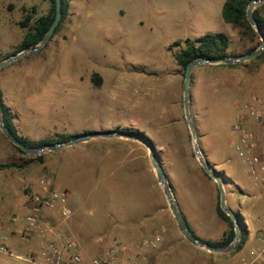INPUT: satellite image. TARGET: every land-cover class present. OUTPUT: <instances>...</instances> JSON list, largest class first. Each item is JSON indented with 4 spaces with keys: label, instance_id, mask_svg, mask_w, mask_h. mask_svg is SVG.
I'll return each mask as SVG.
<instances>
[{
    "label": "rangeland",
    "instance_id": "obj_1",
    "mask_svg": "<svg viewBox=\"0 0 264 264\" xmlns=\"http://www.w3.org/2000/svg\"><path fill=\"white\" fill-rule=\"evenodd\" d=\"M69 3L74 7L69 28L59 31L65 22L62 21L42 49L0 68L1 99L13 113L18 134L39 139L75 131L113 129L116 124L128 130L131 121L138 119L136 128L154 145L164 146L158 158L166 172L170 161L194 163L199 168L184 117L182 91L177 100L179 108L176 110L172 105L176 102L171 96L175 91L173 70L177 64L168 46L175 41L183 45L186 38L194 39L206 32H224L230 39L228 52L238 55L260 45L255 29L240 32L225 22L218 0H69ZM263 3L255 8L264 19ZM49 7V0H0V60L9 57L19 45L27 29L18 23L24 14L31 15L29 24H33ZM222 64H203L192 70L189 115L204 157L229 173L237 185L251 188L254 182L228 143V137L232 134L236 106L254 94L264 96V73L258 71L264 64V55L234 66ZM94 73L98 74L99 84L91 80ZM255 82L260 88L258 93L251 90ZM124 93L128 102L121 99ZM161 103L170 112V121H150V117L160 113ZM146 118L148 121H144ZM155 127L162 131L160 137H155L151 130ZM73 149L70 146L44 152L40 161L36 154L14 148L0 130V162L16 164L0 169L3 216L0 222L9 224L12 215L24 213L12 206L18 190L29 196L34 183L51 177L55 188L67 193L70 219L80 230L75 235L77 241L95 243L91 255H98L105 247L100 248L101 241L96 244L95 239L98 236L110 239L102 232L111 220L108 213L123 220L132 213H143L144 209L153 211L154 207L147 202L132 201L126 194L142 171L126 169L124 163L109 159L104 153L107 148L101 149L102 155L92 170L88 165L75 163L82 154ZM177 172L167 173V180L183 213L199 220L201 199L184 171L179 168ZM262 216L264 213H259L258 217ZM204 229L206 234L215 233L211 227ZM194 249L196 258L206 260L205 264H242L253 260L233 249L228 252ZM152 257L147 256L145 263L141 260L142 264H164L163 259ZM259 264H264V258Z\"/></svg>",
    "mask_w": 264,
    "mask_h": 264
},
{
    "label": "crops",
    "instance_id": "obj_2",
    "mask_svg": "<svg viewBox=\"0 0 264 264\" xmlns=\"http://www.w3.org/2000/svg\"><path fill=\"white\" fill-rule=\"evenodd\" d=\"M220 6V12L222 11V6L225 0H218ZM73 8L69 3L68 14L63 21L64 25L59 31L65 30L69 28L71 24V18L73 13ZM222 16V14H221ZM177 47V46H176ZM249 52H244L246 54ZM177 64V63H176ZM219 64V63H218ZM214 65V64H212ZM201 66V65H200ZM264 64L258 68V71L261 70L264 73V69L262 67ZM258 71L256 72V77L259 76ZM174 75L176 76V85L175 91L171 98L176 101L173 102L174 108H179L177 100L181 97V84L183 83V79L180 73V67L176 65L175 69L173 70ZM123 90H127L125 86H123ZM251 90L254 92H260L259 85L256 82L251 86ZM264 98V96H262ZM170 98V99H171ZM124 102H128L127 94H123L121 98ZM169 101V100H168ZM182 101H183V91H182ZM160 113L157 117H150V121L157 122V121H170L168 113L163 103H161ZM239 105V104H238ZM236 106V110L238 108ZM171 106V105H170ZM184 112V110H183ZM168 115V116H167ZM185 117V115H184ZM177 119V117H176ZM144 121H148L146 118ZM186 121V119H185ZM13 122L15 124L14 118ZM139 120L134 119L131 121L130 126L128 129H137ZM187 124V122H186ZM16 125V124H15ZM188 125V124H187ZM113 129H106V130H91V131H75L70 133H86V132H93V131H117L123 130L118 124L113 125ZM139 130V129H137ZM154 136L160 137L162 131L158 128L151 129ZM128 131V130H126ZM141 131V130H140ZM190 131V130H189ZM67 133V134H70ZM231 136L228 137V143L230 144V139L233 136V132L231 130ZM191 134V133H190ZM146 135V134H144ZM147 136V135H146ZM44 137V138H50ZM192 137V136H191ZM33 139V138H31ZM43 139V138H39ZM38 140V139H34ZM152 141V140H151ZM154 144V143H153ZM231 145V144H230ZM74 146V152H78L82 154L81 159H76L75 163L88 165L89 169L93 170V165L95 161L102 153L101 149L107 148L106 154L109 156V159H112L116 163H124V167L126 169H131L132 171H142L141 175L138 176L137 181H134L127 191L132 201L142 202V203H150L152 205L153 211H147L144 209L143 213H132L125 219L117 218L115 213H108V216L111 218L110 222L106 229L102 232L107 233L110 237L108 241L102 236H98L95 239L96 244L100 241V248L105 247L107 248L109 245L115 242H122L127 247L126 253H121L119 256V261H125V255H131L135 252L134 245L139 243L141 240L144 239H153L154 237H159L160 241L157 243V247L155 248H145L141 251L140 257L141 260L146 261L147 256H154L152 259H158L159 261L163 259L164 264H205L207 263L206 260H201L196 258L195 249L194 248H201L196 247L189 243L187 240L184 239L182 234L180 233L176 222L173 218L172 213L170 212L166 199L164 197L162 188L158 181L156 180L153 167L150 162V158L148 156V149L147 147L139 141L128 139L125 137L120 136H112V137H93L86 141H81L73 145L65 146L62 148ZM156 153H163L164 146L161 145H154ZM60 148V149H62ZM58 149V150H60ZM53 152V151H51ZM84 154V155H83ZM102 155V154H101ZM51 156V155H50ZM106 156V157H107ZM103 160H105V158ZM241 158V157H240ZM242 159V158H241ZM243 161V159H242ZM161 163V162H160ZM198 163V161H197ZM244 163V161H243ZM199 164V163H198ZM245 164V163H244ZM164 171L165 166L163 162L161 163ZM200 166V165H199ZM212 166L219 171L222 179H223V186L225 190V197L226 203L228 207H230L233 211H238L244 218L248 236L247 239L238 252H243L247 256L251 258L255 257V252L258 248L262 247L260 237L263 236L264 232V223L262 222V217H258L259 213H264V179H256L255 177L251 176L245 165L247 174L252 178L254 184L251 188H245L239 186L235 183L229 173L225 170L219 168V165L212 164ZM95 167V166H94ZM182 169L185 175L189 178V182H192V188L195 192H197V196L201 199V216L199 220L193 218L192 216H186L181 209V206L178 202V199L175 195V192L172 189L173 195L177 204L182 211V214L189 225L190 229L200 238L204 240H211L217 241L221 239L224 231L227 229V224L223 221L216 213V204L219 198V192L214 184V180L209 177H204V171L196 167L194 163H180V162H173L170 161L167 164V170L165 173H178L177 169ZM204 174V175H203ZM136 177V175H134ZM206 176V175H205ZM47 180L55 187V181L52 180L51 177H48ZM214 182H213V181ZM23 181V180H22ZM25 182V181H23ZM28 185V184H27ZM176 186V184H175ZM125 188V186H123ZM32 193L38 192L41 190L39 185V181L32 185ZM109 190V189H108ZM123 192H126L124 190ZM29 201V196L24 195L22 190H18V193L15 195L13 200L12 206L15 210L20 211L23 210L24 213L27 210V205ZM24 213H17L14 215L22 216ZM58 208L55 209H43L42 211V218L48 222L53 227V231L61 233L64 237L73 240L80 252L84 256L83 264H91V258L95 255H91L94 251L95 243H91L89 241L79 242L77 241L75 235L79 232V228L72 224L73 220L68 217L67 219H62L59 217ZM1 220L3 221V216L0 215ZM0 222V235L4 234L5 239L3 241L4 245L6 246L7 250L3 251L0 250V264H33L25 255L29 251H37V238L38 234L34 233L31 239L28 242H22L17 234V229L19 228V224H1ZM204 227H211L214 230V234H206V230ZM198 233L201 234L198 235ZM48 236L50 238L55 237V233H49ZM100 237V239H99ZM102 238V239H101ZM92 244V245H91ZM104 248V249H105ZM202 250V249H198ZM210 261V260H208ZM150 264V263H149Z\"/></svg>",
    "mask_w": 264,
    "mask_h": 264
},
{
    "label": "built area",
    "instance_id": "obj_3",
    "mask_svg": "<svg viewBox=\"0 0 264 264\" xmlns=\"http://www.w3.org/2000/svg\"><path fill=\"white\" fill-rule=\"evenodd\" d=\"M233 136L230 144L241 157L248 173L256 179H264V98L256 94L248 100L239 103L231 124ZM41 190L29 195L27 210L22 216L12 215L9 224H19L17 234L22 242H28L34 233L37 238V251H29L25 258L33 264H83L84 256L77 244L53 231L50 222L42 218L43 209L58 208L59 217L67 219L71 209L66 205L67 193L55 188L46 178L39 179ZM55 233L54 238L48 236ZM5 235H0V250L7 248L3 241ZM100 239V238H99ZM159 237L144 239L134 245L136 253L125 255V261L120 262L121 253H126L127 247L122 242H115L105 248L100 254L91 258V264H142L140 253L143 249L157 247ZM262 247L255 252L251 262L242 264H259L264 258V235L260 237Z\"/></svg>",
    "mask_w": 264,
    "mask_h": 264
},
{
    "label": "water",
    "instance_id": "obj_4",
    "mask_svg": "<svg viewBox=\"0 0 264 264\" xmlns=\"http://www.w3.org/2000/svg\"><path fill=\"white\" fill-rule=\"evenodd\" d=\"M264 0H251L247 4L245 15L248 23L250 26L255 29V31L258 33L260 37V45L255 48L253 51L246 53V54H238V55H229L226 57L222 58H210V57H196L192 59L186 67L184 68V73H183V83H182V91H183V110H184V115L186 122L188 124L191 136H192V141H193V150H194V155L202 168V170L211 178L215 181L218 192H219V206L220 208L231 218L233 222V230H234V237L231 240L230 243H228L225 246H215V245H210L208 243H205L201 241L195 234L192 233L190 230L189 225L187 224L182 211L180 210L177 201L175 200V197L173 195L172 189L170 187V184L167 180V175L160 163V160L158 158V154L156 153L155 146L151 139L140 133H131L126 130H117V131H93V132H86V133H81L78 134L70 139L67 140H58L56 142L52 143H46L42 146H28L25 145L23 142H21L9 129L6 127L3 123L2 120V111H1V104H0V130L6 137L8 141H10L14 146H16L18 149L25 153L29 154H36L40 155L44 152H50V151H56L62 147L69 146L76 144L81 141H86L90 138L93 137H112V136H120V137H125L128 139L136 140L144 144L147 149H148V156L150 158L151 165L153 167V171L156 177V180L160 184L163 194L165 196L168 208L170 212L173 215V218L176 222V225L184 237L185 240H187L189 243H191L194 246L205 248L208 251L211 252H228L236 246L237 242L240 239V223L235 215V212L228 207L226 203V197H225V190L223 186V179L219 173L218 170H216L211 163L204 157L202 154L201 150L198 147L196 138H195V132L193 128V124L189 115V87H190V79H191V73L192 70L198 66V65H203V64H218V63H223V64H232V63H237L241 62L244 60H248L251 58H254L258 54H260L264 50V31L263 29L259 26V24L254 20L253 17V10L257 4L260 2H263ZM55 3V12H54V17L46 30L45 34L42 36L40 41L28 48L22 49L19 52L10 55L9 57L0 60V68L3 66L15 61L16 59L32 53L36 52L40 49H42L47 41L50 39L56 25L58 24L62 11H61V0H54Z\"/></svg>",
    "mask_w": 264,
    "mask_h": 264
},
{
    "label": "trees",
    "instance_id": "obj_5",
    "mask_svg": "<svg viewBox=\"0 0 264 264\" xmlns=\"http://www.w3.org/2000/svg\"><path fill=\"white\" fill-rule=\"evenodd\" d=\"M249 1L251 0H225L222 6L221 14H222L223 20L229 23L233 28H238L240 32L243 30L254 32L252 27L248 23L246 19V15H245L246 7ZM49 2H50V7L47 13L34 19L33 24H29L31 15H29L28 13L24 14V18L20 20L18 23L21 26H26L27 29L25 33L23 34V37L19 45L17 46V48L12 50V52L9 53L7 56L15 54L22 49L31 47L40 41V39L45 34L46 30L48 29L54 17V12H55L54 0H49ZM68 9H69V0H61L62 15L51 37L53 36V34H55L60 24L67 16ZM253 17H254V20L259 24V26L264 31V19L257 13V7L253 10ZM229 42H230L229 36L224 32H206L194 39L186 38L183 41V45L180 41H175L168 46V49L172 51L177 65L182 70L181 75H183L184 68L186 67L188 62H190L192 59L196 57L202 56V57H210V58H222V57L232 55L228 52ZM175 46L178 47L177 50H173V47ZM254 49L255 48H252L250 52L253 51ZM263 55H264V50L260 54L255 56V58H259ZM222 65L234 66L236 65V63L222 64ZM91 80L95 84H99L98 74L94 73L91 76ZM0 104H1V111H2V120H3L4 125L8 127V129L25 145L42 146L46 143H52L58 140H67V139H70L80 134V133H70V134H60V135H57L56 137L43 138V139H38V140L29 139L27 137H24L18 134L16 125L13 122V113L10 110V108L6 104L3 103L1 99V91H0ZM128 131L131 133L144 134L142 131L137 130V129H128ZM13 147L23 153V151L18 149L16 146L13 145ZM36 158L37 160L41 161L43 158V155L42 154L37 155ZM15 165L16 164L14 162H0V169L12 167ZM204 174L207 177H209L205 172ZM169 184H170V187L172 188L171 183ZM215 209H216L217 215L227 224V229L224 231L221 239L217 241L204 240L198 237L193 232V230L191 229L190 230L201 241L205 243H208L210 245H215V246H225L228 243H230L234 237L233 222L231 218L220 208L219 201L217 202ZM234 212L240 223V239L233 249V252H237L241 250V248L243 247L247 239V236H248V230H247V225H246V222L243 216L238 211H234Z\"/></svg>",
    "mask_w": 264,
    "mask_h": 264
}]
</instances>
